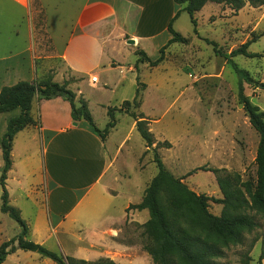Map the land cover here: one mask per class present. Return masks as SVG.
Here are the masks:
<instances>
[{"label": "rangeland", "instance_id": "1", "mask_svg": "<svg viewBox=\"0 0 264 264\" xmlns=\"http://www.w3.org/2000/svg\"><path fill=\"white\" fill-rule=\"evenodd\" d=\"M29 6L38 57L37 79L50 76L53 82L77 92V87L70 88L77 80L57 56L40 2L29 0ZM195 18L196 27L186 12H181L173 22V29L185 38V42L166 43L162 54L160 50L163 47L157 54L149 52L155 56L150 58L152 61L163 57L157 66L144 62L138 54L140 50L135 51V56L128 61H123L124 66L131 67L136 74L134 89L129 83L117 95L111 90L102 95L103 92L90 88L87 83L81 85L83 99L90 103L99 129L104 130L109 122L107 109L100 103L122 108L115 112L117 123L110 136L109 148L113 143L119 145L126 137L121 152L117 154L116 171L104 179L115 198L110 203L100 195L97 217H89L81 223L71 219L58 223L57 219L50 218L41 183L44 174L42 156L38 162L19 163L24 151L20 145L16 147L15 160L19 165L15 179L9 183L12 199L9 203L21 210V218L28 226L26 239L62 257L94 262L112 256L122 264H154L145 250L149 241L143 225L149 219V213L129 207L141 203L157 167L152 151L145 146L136 130L135 120L126 113L124 101L131 102V111L149 118V129L156 141L153 147L158 142L170 144L169 148L158 149L163 164L192 191L222 198L217 174L198 170L190 175L200 167L225 169L241 175L243 180H255L259 135L251 127L239 103V76L224 57L215 53L209 41L217 43L220 51L228 55L253 37H259L248 49L257 55L255 58L237 56L232 60L247 70L255 81L264 83V6L246 4L235 13L224 4L208 3L195 14ZM137 89L141 105L135 108L132 101ZM245 94L252 104L264 111V91L246 84ZM1 174L2 170L0 178ZM1 197L0 185V207ZM210 211L219 216L222 205L210 202ZM254 217L257 227L245 234L241 244L225 249L224 256L217 260L219 264H259L260 258L264 264V218ZM94 221H99L98 226L91 228ZM110 221L115 226L111 229L105 226ZM20 233L19 224L0 208V246L17 238ZM120 246L131 247L132 250L121 249ZM4 264L55 263L38 253L19 249L10 254Z\"/></svg>", "mask_w": 264, "mask_h": 264}, {"label": "crops", "instance_id": "2", "mask_svg": "<svg viewBox=\"0 0 264 264\" xmlns=\"http://www.w3.org/2000/svg\"><path fill=\"white\" fill-rule=\"evenodd\" d=\"M38 1L57 56L77 80L70 86L77 87V92L71 90L76 96V105L83 99L81 85L84 83L103 92L102 95L109 90L117 95L129 83L134 89L136 74L131 67L124 66L123 61L134 57L138 50L149 58L155 57L149 52L159 53L170 40L168 25L181 9L174 0ZM129 40H134L135 44H129ZM37 58L29 0H0V91L21 81L36 80ZM93 76H97V83H91ZM100 104L104 109L114 107L104 102ZM87 105L93 117L90 103ZM20 114V108L0 113V170L4 167L2 138L9 121ZM32 115L36 126L25 128L14 139L13 165L6 180L10 202L9 183L16 177L19 164L15 151L20 145L24 153L19 163L38 162L42 156L41 183L50 218L57 219L58 223L70 219L81 223L89 217H97L100 195L110 203L115 198L104 179L116 171L117 154L126 137L119 145L113 143L109 148L116 126L103 141L85 120H73L70 103L61 97L50 100L37 97ZM98 222H92L90 227L98 226ZM106 225L110 229L115 227L113 221ZM120 248L132 250L128 246Z\"/></svg>", "mask_w": 264, "mask_h": 264}, {"label": "trees", "instance_id": "3", "mask_svg": "<svg viewBox=\"0 0 264 264\" xmlns=\"http://www.w3.org/2000/svg\"><path fill=\"white\" fill-rule=\"evenodd\" d=\"M174 1L181 9L168 25L171 38L167 45L185 42V38L173 29V22L181 12H186L190 16L191 23L196 27L195 14L208 3L224 4L235 13H238L246 4L252 7L264 6V0ZM258 38L253 37L228 55L220 51L217 43L209 41V44L214 47L215 53L224 57L239 76V103L245 111L251 127L259 135L255 159L257 166L255 180L250 178L243 180L237 173L208 167H200L190 173L192 175L198 170H204L217 174V184L222 198L199 195L183 183L181 178H177L169 172L163 164L158 149L169 148L170 144L158 142L153 147L156 141L149 129L148 118L143 113L131 111L130 101L123 102V105L126 106V113L135 120L136 130L145 142V146L152 151L153 161L157 167V173L146 188L141 203L129 207L138 211L147 210L149 213V219L143 225L144 234L149 241L145 250L152 257L154 264H219L217 260L224 256L225 249L241 244L245 234L251 233L257 227L254 215L264 218V111L252 104L245 94L246 84L254 85L264 91V83L255 81L247 70L241 69L232 60L237 56L255 58L257 55L250 53L248 49ZM164 48L160 50L161 54ZM138 54L142 56L144 62L151 66H157L163 60L161 56L156 61H152L143 51ZM37 97L46 100L61 97L67 100L71 105L73 120L76 122L85 120L103 141L110 130L116 126L115 112L122 110V108L109 107L107 109L109 122L104 130H100L94 122L87 102L80 99L79 104L76 105L75 94L65 85L53 82L50 76L31 82L21 81L13 86L2 88L0 91V113L20 108L21 114L9 121L1 142L4 167L0 178L2 187L0 208L3 213L8 214L19 224L21 233L17 238L0 246V264H4L7 257L19 249L38 253L55 264H117L108 258L90 262L73 257H62L45 246L26 239L28 226L21 218L20 211L9 203L6 180L13 165L11 153L16 135L27 127L36 126L32 108ZM132 102L135 108L141 105L138 89ZM210 202L222 205L221 215L211 213ZM261 260L260 258L259 264H261Z\"/></svg>", "mask_w": 264, "mask_h": 264}, {"label": "built area", "instance_id": "4", "mask_svg": "<svg viewBox=\"0 0 264 264\" xmlns=\"http://www.w3.org/2000/svg\"><path fill=\"white\" fill-rule=\"evenodd\" d=\"M97 82H98L97 76L91 77V83H97Z\"/></svg>", "mask_w": 264, "mask_h": 264}, {"label": "water", "instance_id": "5", "mask_svg": "<svg viewBox=\"0 0 264 264\" xmlns=\"http://www.w3.org/2000/svg\"><path fill=\"white\" fill-rule=\"evenodd\" d=\"M128 43L134 45L135 41L134 40H129ZM74 124L77 125V123H74Z\"/></svg>", "mask_w": 264, "mask_h": 264}]
</instances>
